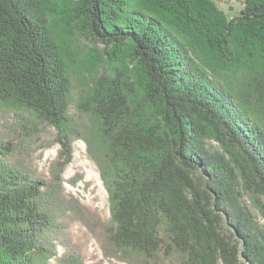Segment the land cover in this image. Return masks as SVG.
I'll use <instances>...</instances> for the list:
<instances>
[{
	"label": "trees",
	"instance_id": "obj_1",
	"mask_svg": "<svg viewBox=\"0 0 264 264\" xmlns=\"http://www.w3.org/2000/svg\"><path fill=\"white\" fill-rule=\"evenodd\" d=\"M0 111V264H87L72 222L127 264H264V0H0ZM76 139L107 220L65 192Z\"/></svg>",
	"mask_w": 264,
	"mask_h": 264
},
{
	"label": "rangeland",
	"instance_id": "obj_2",
	"mask_svg": "<svg viewBox=\"0 0 264 264\" xmlns=\"http://www.w3.org/2000/svg\"><path fill=\"white\" fill-rule=\"evenodd\" d=\"M213 1L218 8L228 15L237 14L242 7V0ZM87 39L83 37L85 43L90 44ZM72 112H75L73 105ZM17 115L27 118V122L28 120L33 122L32 127L36 132L33 135L34 141L32 140L33 145L29 159L37 172L47 175L50 165L60 149V144L55 139V129L45 123L36 122L35 118L28 113ZM75 117L79 120H85V117ZM12 118L9 112L0 111V136L4 133V128L10 123ZM72 145V159L63 172L65 192L78 197L84 205L97 211L102 220H107L110 215L108 193L103 184L99 168L89 156L83 139L74 140ZM69 228L74 241L84 252L87 264H127L116 258L105 257L97 239L85 225L79 222H72ZM62 252V246L58 245L57 256H60ZM50 263L56 264V261L50 259Z\"/></svg>",
	"mask_w": 264,
	"mask_h": 264
}]
</instances>
